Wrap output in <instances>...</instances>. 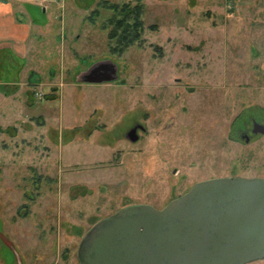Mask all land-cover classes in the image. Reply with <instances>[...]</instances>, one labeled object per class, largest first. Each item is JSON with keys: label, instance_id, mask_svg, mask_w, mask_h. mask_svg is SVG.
I'll return each mask as SVG.
<instances>
[{"label": "rangeland", "instance_id": "obj_1", "mask_svg": "<svg viewBox=\"0 0 264 264\" xmlns=\"http://www.w3.org/2000/svg\"><path fill=\"white\" fill-rule=\"evenodd\" d=\"M127 3H142V40L114 54L107 5ZM0 5L5 31L13 19L31 37L28 57L0 68L7 82L29 61L18 87L0 85V264H80L82 237L127 205L160 209L212 177L264 179V134L253 132L264 124V0ZM106 60L117 79L83 81Z\"/></svg>", "mask_w": 264, "mask_h": 264}, {"label": "water", "instance_id": "obj_2", "mask_svg": "<svg viewBox=\"0 0 264 264\" xmlns=\"http://www.w3.org/2000/svg\"><path fill=\"white\" fill-rule=\"evenodd\" d=\"M118 77L99 61L83 81ZM129 132L131 139L137 140ZM254 133L264 124L254 122ZM248 140V139H247ZM80 264H248L264 259V179L214 177L195 183L163 208L127 205L82 237Z\"/></svg>", "mask_w": 264, "mask_h": 264}, {"label": "trees", "instance_id": "obj_3", "mask_svg": "<svg viewBox=\"0 0 264 264\" xmlns=\"http://www.w3.org/2000/svg\"><path fill=\"white\" fill-rule=\"evenodd\" d=\"M107 7L113 11V14L108 18V25H112L108 33V38L110 42L111 52L114 54H122L130 46L134 45L136 42L141 41L142 32L144 30V21L142 19L143 6L142 3H138L135 6H130L128 3L120 6L118 4H109ZM99 11H93V16H98ZM92 17V21H94ZM107 27V24L104 26ZM113 41L115 43H113ZM7 60V61H6ZM12 64V57L6 50L5 53H0V68H9ZM25 66V61L21 62L16 71V76L14 79H8L7 82H11L12 85L20 81L21 72ZM8 70V68H7ZM8 72H10L8 70ZM33 77L31 80H35L36 76L32 73ZM0 81H3L2 79ZM15 86H13L14 89Z\"/></svg>", "mask_w": 264, "mask_h": 264}, {"label": "crops", "instance_id": "obj_4", "mask_svg": "<svg viewBox=\"0 0 264 264\" xmlns=\"http://www.w3.org/2000/svg\"><path fill=\"white\" fill-rule=\"evenodd\" d=\"M3 8H4V5H0V13L3 12L2 10ZM8 24H9L8 29L7 31H5L4 20L0 18V53L1 52L5 53V50H6L9 54H11L12 59L14 58V56L21 57V55L22 56L26 55L28 57L27 54L31 52L30 45L28 43L29 39H31V37L29 36L30 35L29 32L27 30H21L22 28L16 23V21L14 22L13 19ZM19 32H20V35H18ZM28 63L29 61L26 60L25 66L21 72V75H24L23 72H26L27 67L29 65ZM0 83H1L0 85L4 87L5 85H9L10 82H0ZM17 83H14V84L18 87L19 84L17 85ZM17 87H14L13 89L14 92H16Z\"/></svg>", "mask_w": 264, "mask_h": 264}, {"label": "flooded vegetation", "instance_id": "obj_5", "mask_svg": "<svg viewBox=\"0 0 264 264\" xmlns=\"http://www.w3.org/2000/svg\"><path fill=\"white\" fill-rule=\"evenodd\" d=\"M253 127H254V125H253ZM246 138L248 139L247 141H249V136L248 135H246ZM221 177H224V176H221ZM212 178H214V177H212ZM209 179V178H208ZM205 180V179H204ZM202 181V180H201ZM199 182V181H198ZM197 183V182H196ZM187 192V191H186ZM184 194V193H183ZM182 194H180L179 196H181ZM179 196H177V197H179ZM177 197H175V198H177ZM175 198H172L171 199V201L173 200V199H175Z\"/></svg>", "mask_w": 264, "mask_h": 264}]
</instances>
